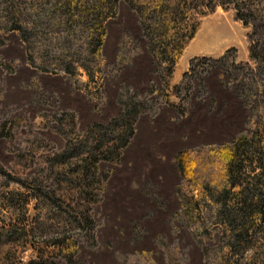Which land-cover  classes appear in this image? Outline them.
<instances>
[{"label":"rangeland","instance_id":"rangeland-1","mask_svg":"<svg viewBox=\"0 0 264 264\" xmlns=\"http://www.w3.org/2000/svg\"><path fill=\"white\" fill-rule=\"evenodd\" d=\"M235 4L163 80L123 0H0V264H264V222L231 253L203 188L238 138L247 181L264 159V0Z\"/></svg>","mask_w":264,"mask_h":264},{"label":"trees","instance_id":"trees-1","mask_svg":"<svg viewBox=\"0 0 264 264\" xmlns=\"http://www.w3.org/2000/svg\"><path fill=\"white\" fill-rule=\"evenodd\" d=\"M112 8L118 0H107ZM137 13L141 21L142 33L149 43L151 53L157 63L163 64V76L168 77L186 45L194 38L199 19L213 13L217 7L222 11H235L234 20L240 21L243 26L254 20L251 11L235 4V0H123ZM183 24L184 31L173 29L174 24ZM103 33V27H99ZM174 30V31H173ZM127 136H121L112 146L116 149L124 147ZM251 143L254 142L253 138ZM249 141L242 137L236 139L229 147V163L213 184L204 183L205 193L211 197L216 208L217 217L221 218L229 233L227 247L231 253L243 256L251 243V235L257 222H264V159L255 164L250 171L252 177L245 179L247 164L253 162L247 156ZM181 176L186 172L184 155L176 159ZM258 173H255V172ZM23 185V184H22ZM26 188H28L26 186ZM238 189L234 192V189ZM67 250V247L65 248Z\"/></svg>","mask_w":264,"mask_h":264},{"label":"crops","instance_id":"crops-1","mask_svg":"<svg viewBox=\"0 0 264 264\" xmlns=\"http://www.w3.org/2000/svg\"><path fill=\"white\" fill-rule=\"evenodd\" d=\"M191 58V56L188 57V59Z\"/></svg>","mask_w":264,"mask_h":264}]
</instances>
